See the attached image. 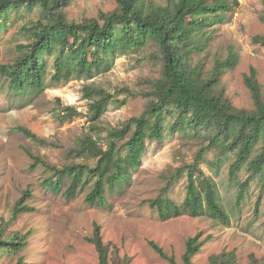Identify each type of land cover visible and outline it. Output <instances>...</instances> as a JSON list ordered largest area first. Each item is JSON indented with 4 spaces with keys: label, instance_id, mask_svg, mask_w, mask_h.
Returning a JSON list of instances; mask_svg holds the SVG:
<instances>
[{
    "label": "rangeland",
    "instance_id": "obj_1",
    "mask_svg": "<svg viewBox=\"0 0 264 264\" xmlns=\"http://www.w3.org/2000/svg\"><path fill=\"white\" fill-rule=\"evenodd\" d=\"M238 2L224 23L205 30L204 48L193 55L191 63L194 68L201 65L208 76L217 61L234 53L237 65L226 71L219 85L236 108L251 110L255 103L245 76L252 67L258 72L264 94V48L252 41L255 35L264 34L261 20L264 6L263 0ZM165 3L166 0H145L147 7ZM117 7V0H72L65 12L69 19L80 21L97 18L101 12H111ZM37 18V11L12 14L2 23L0 65L17 58L18 41L24 38L23 28ZM152 51L151 45L129 51L94 76H74L61 84L53 83L48 74L46 87L40 92L10 91L7 81L0 77V223L11 219L15 204L26 190L32 193L26 204L34 208L19 215L8 228V232H31L27 247L20 253L4 252L0 264H16L20 258L24 264H98L96 249L88 241L95 223L101 226L103 240L116 246L121 256L132 257V264H168L149 241H155L166 253L174 255L178 264H184L186 242L198 233H202L203 239L211 238L194 258V264H209L211 255L230 251H236L237 264H253L254 259L264 264V174L252 182L245 198L238 203V192L249 172L244 168L232 176L234 155H217L216 148L197 163L200 151L209 144L201 138L166 133L161 141L148 139L141 165L130 171L126 181L107 188L104 206L85 202L94 182L67 199L64 195L67 179L63 188L54 193L46 184L51 172L41 166L31 169L30 154L58 168L80 162L95 165L94 159L69 153L87 136L106 149L109 130L121 128L124 122L142 114L147 102L145 94L150 90L143 80L160 76V66L153 68L147 58ZM87 88L113 95L120 88H129L133 96L127 98L125 105L116 101L123 100L124 95L115 96L100 121L93 122L90 105L94 99L87 97ZM68 106H75L79 115H66ZM171 122L166 120L165 127ZM21 127L32 131L44 143L25 136ZM194 164L215 183L228 222L214 219L207 212L199 217L184 214L163 221L157 211L144 204L157 198L173 177L177 179L169 196L178 205L183 204L188 173Z\"/></svg>",
    "mask_w": 264,
    "mask_h": 264
},
{
    "label": "trees",
    "instance_id": "obj_2",
    "mask_svg": "<svg viewBox=\"0 0 264 264\" xmlns=\"http://www.w3.org/2000/svg\"><path fill=\"white\" fill-rule=\"evenodd\" d=\"M71 1L0 0V28L12 14L38 13V18L23 28L24 38L18 41L17 58L12 63L0 65V77L7 81L10 91L31 89L40 92L46 87L48 74L55 84L67 82L74 76L91 77L110 67L118 56L142 50L148 45L153 51L147 58L153 68L160 66V76L143 80L150 90L145 94L147 102L142 114L130 118L121 128L109 130L106 149L96 139L87 136L81 139L78 148L70 151L72 156L96 160L95 165L80 162L58 168L40 156L30 154L31 169L41 166L51 172L46 184L54 193L63 188L67 179L64 192L67 199L94 182L85 202L104 206L107 188L126 181L130 171L141 165L148 139L161 141L166 133H183L209 142L200 151L197 163L208 151L216 148L217 155H234L230 168L232 176L247 169L249 174L237 196L238 203H241L252 182L264 174V94L258 72L252 67L245 76L255 108L238 109L219 85L226 71L237 65L234 53L217 61L208 76L204 75L201 65L194 68L191 63L193 55L204 48L205 30L224 23L228 13L239 5L238 0H166L165 4L152 7H147L145 0H117L115 10L80 21L67 17L65 9ZM261 20L264 22V10ZM252 41L264 48V34L255 35ZM86 91L87 97L94 99L90 105L93 122L100 121L115 96H125L123 100H116L120 105H125L127 98L133 96L129 88L118 89L117 95L91 88ZM65 114L79 115L75 106L66 107ZM170 119L172 122L165 127V121ZM19 129L33 141L44 143L29 129ZM192 167L183 204L178 205L169 196L176 177L157 198L144 204L157 211L163 221L184 214L199 217L207 212L214 219L228 222V215L218 201L215 183L205 177L198 164ZM30 198L32 193L26 190L15 204L11 219L0 223V260L4 252L20 253L28 245L31 232H8V228L19 215L34 210L26 204ZM202 237V233H198L187 240L182 256L184 264H194V258L211 238ZM88 241L96 249L98 264H132V257L121 256L116 246L103 240L101 226L97 223ZM149 244L168 264H178L175 256L166 253L155 241H149ZM237 261L236 251L213 254L209 258V264H237ZM16 264H24L23 259ZM253 264L260 263L254 259Z\"/></svg>",
    "mask_w": 264,
    "mask_h": 264
}]
</instances>
